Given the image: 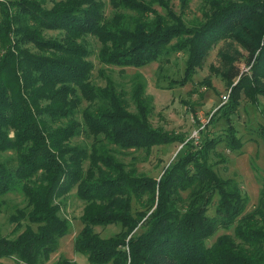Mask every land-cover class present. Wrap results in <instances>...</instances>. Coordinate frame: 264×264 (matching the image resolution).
<instances>
[{"label":"trees","instance_id":"16d2710c","mask_svg":"<svg viewBox=\"0 0 264 264\" xmlns=\"http://www.w3.org/2000/svg\"><path fill=\"white\" fill-rule=\"evenodd\" d=\"M112 1L130 13L106 19L97 0H65L51 10L27 2L25 32L19 33L48 54L24 51L21 41L2 37L0 154L12 151L17 159L0 161V195L20 190L27 212L13 219L16 237L0 236V261L45 264L70 229L60 217V200L77 189L86 206L75 251L90 264H264V184L257 206L247 212L250 198L240 184L209 164L211 142L201 141L195 150L181 135L152 124V98L139 74L132 81V105L111 78L104 87L92 82L91 51L82 39L96 36L103 45L100 63L120 68L157 61L181 42L192 71L211 44L232 36L239 41L233 34L238 29L250 39L241 43L255 57L251 92L264 96V0H205L211 13L191 30L170 0ZM44 30H61L62 38L44 39ZM183 36L192 39L185 44ZM84 101L90 105L79 121ZM82 135L84 142L73 143ZM182 142L175 157L185 148L187 153L159 181L123 159ZM227 145L236 151L240 142L234 136ZM134 200L145 213L132 212ZM117 224L124 230L110 238L93 232ZM220 231L226 233L218 236ZM58 264L76 263L62 258Z\"/></svg>","mask_w":264,"mask_h":264},{"label":"rangeland","instance_id":"374dc122","mask_svg":"<svg viewBox=\"0 0 264 264\" xmlns=\"http://www.w3.org/2000/svg\"><path fill=\"white\" fill-rule=\"evenodd\" d=\"M33 1L41 4L43 9L51 10L56 3L65 0H0V45L2 37L10 36L14 44L21 41L22 50L44 55L48 52L34 44H27V38L19 33L25 32L23 27L27 23V2ZM97 1L103 5L106 19L130 13L123 6L116 7L112 0ZM145 1L150 4L153 0ZM170 3L189 30L205 23L206 16L211 13L205 0H170ZM152 6L160 14L164 13L157 4L152 3ZM62 34L61 30L42 32L44 39L52 40H60ZM233 34L238 35L240 40L232 36L211 44L205 60L192 71L187 70L189 53L183 46L179 48L181 42H178L177 50L175 48L173 53L164 55L157 61L139 68H120L100 63L99 55L103 45L96 36L84 34L82 39L91 51L88 60L94 67L92 82L104 87L111 78L127 91V99L132 105V81L139 74L142 77L140 79H144L147 84L146 96L152 98V124L169 134L181 135L184 137L183 142L193 143L195 150L200 147L201 141L211 142L209 164L223 179H235L240 184L243 194L250 198L247 208V212H250L257 206L264 184V96L251 92L255 57L241 43L243 40L250 42V39L246 35L243 38L245 33L238 29ZM190 37L183 36L182 41L186 44L192 39ZM176 43L175 40L172 45ZM89 105L85 101L81 105L76 115L79 121L82 120L80 112ZM131 110H134L133 106ZM195 132L197 138L193 136ZM86 136L76 138L73 143L84 142ZM234 136L240 142V147L231 151L227 143ZM183 142L157 146L150 153L140 151L123 159L128 165L135 163L139 173L159 181L187 153L188 148H185L179 157H175ZM16 159L17 155L12 151L0 154V161L16 164ZM60 202V217L69 223L70 229L59 241L58 251L45 264H58L62 258L76 264H90L87 257L75 251V239L83 229L81 217L86 203L78 196L77 189L71 190ZM137 211L145 213V209H141L134 200L132 212ZM152 211L146 212V218ZM21 212H27V201L20 190L0 195V236L14 238L18 235L14 231L16 222L13 219H20ZM208 215H215V206ZM22 225L24 229L27 221H22ZM33 228L36 230L35 225ZM123 230L120 224L93 228V232L102 238H110ZM224 233L226 232L220 231L218 236ZM0 264L17 263L13 259H5Z\"/></svg>","mask_w":264,"mask_h":264},{"label":"built area","instance_id":"2783aa9c","mask_svg":"<svg viewBox=\"0 0 264 264\" xmlns=\"http://www.w3.org/2000/svg\"><path fill=\"white\" fill-rule=\"evenodd\" d=\"M193 136L195 137V138H197L196 136H197V132H195V134H193ZM198 140V139H197Z\"/></svg>","mask_w":264,"mask_h":264},{"label":"crops","instance_id":"0c3cea01","mask_svg":"<svg viewBox=\"0 0 264 264\" xmlns=\"http://www.w3.org/2000/svg\"><path fill=\"white\" fill-rule=\"evenodd\" d=\"M60 248V247H59Z\"/></svg>","mask_w":264,"mask_h":264}]
</instances>
